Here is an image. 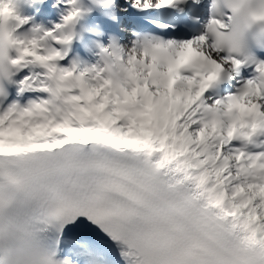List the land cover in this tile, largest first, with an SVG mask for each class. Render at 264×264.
<instances>
[{
    "label": "snow or ice",
    "instance_id": "snow-or-ice-1",
    "mask_svg": "<svg viewBox=\"0 0 264 264\" xmlns=\"http://www.w3.org/2000/svg\"><path fill=\"white\" fill-rule=\"evenodd\" d=\"M0 0V264H264V0Z\"/></svg>",
    "mask_w": 264,
    "mask_h": 264
}]
</instances>
